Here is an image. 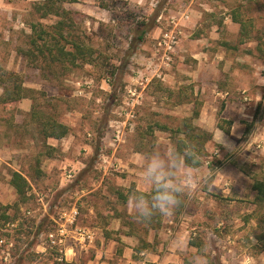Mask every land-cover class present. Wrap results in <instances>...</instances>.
<instances>
[{
    "label": "rangeland",
    "instance_id": "rangeland-1",
    "mask_svg": "<svg viewBox=\"0 0 264 264\" xmlns=\"http://www.w3.org/2000/svg\"><path fill=\"white\" fill-rule=\"evenodd\" d=\"M41 1L0 0V80L3 71L14 72L34 91L32 98L0 103V238L14 243L10 264H66L46 248L41 234L54 229L60 212L74 205L79 226L114 224L149 239L157 222L134 220L131 202L140 192L161 191L149 174L154 162L179 187L172 192L171 216L154 209L162 235L153 251L161 260L174 254L167 264H201L202 256L208 264H245L252 257L253 264H264V251L255 256L264 223L253 190L254 179L264 182V0L67 4L73 33L100 55L97 64L70 71L34 66L24 54L32 23L58 21L35 13ZM185 11L191 19L180 23V46L163 63L155 56L159 40L170 20L180 21ZM234 11L251 23V36L243 43L240 25L230 21ZM144 29L145 39L137 42ZM158 70L161 78L155 76ZM35 105L68 125L69 136L45 141L30 117ZM220 118L232 123L230 135L218 129ZM187 121L214 137L197 169L186 167L176 153L174 131L185 130ZM117 131L121 138L113 146ZM15 171L30 181L25 203L11 185ZM69 171H74L71 182L64 178ZM4 212L10 222L1 219ZM111 237L120 239L115 233ZM89 247L79 248L82 264L93 259ZM4 250L0 247V264H9Z\"/></svg>",
    "mask_w": 264,
    "mask_h": 264
},
{
    "label": "trees",
    "instance_id": "trees-1",
    "mask_svg": "<svg viewBox=\"0 0 264 264\" xmlns=\"http://www.w3.org/2000/svg\"><path fill=\"white\" fill-rule=\"evenodd\" d=\"M78 2L79 0H44L34 5L35 13L41 19L58 18V21L52 26L44 25L42 22L30 25L31 34L28 48L24 50V54L34 66L56 67L64 71H70L84 65L97 64L100 56L98 50L73 33V23L70 21L72 12L65 7L67 4ZM234 21L242 26V40L248 38L251 32V23L243 21L239 16H235ZM147 33L148 29L141 31L136 41H143ZM3 72L0 80V86L3 88L0 103L8 105L31 97L30 93L34 91L24 86V79L21 75L14 72ZM199 115V111H196L194 118H198ZM30 117L37 124L39 134L45 141L50 139L62 140L70 134L68 125L60 122L54 115H49L36 105L33 106ZM185 127V130L177 129L174 131L176 153L183 158L186 167L197 169L203 165L202 156L205 145L211 142L214 137L212 133L201 130L188 121ZM217 127L224 133L230 134L232 123L220 118ZM11 185L22 203L29 200L30 183L26 176L20 172H13L11 174ZM253 190L256 192L254 199L256 214L263 216L262 222L264 223V182L254 179ZM155 194L156 192L138 193L139 197L143 195L149 200ZM152 212L154 213V209H152ZM1 219L6 223L11 221L6 212L1 215ZM155 219H157V216H155ZM155 219L153 216L149 222L156 221V227H160L161 219ZM256 240L258 243L255 256H258L264 251V233L257 235ZM141 242L142 245L137 249V252L151 249L152 246L147 241L142 240ZM191 246L198 247V244L191 243Z\"/></svg>",
    "mask_w": 264,
    "mask_h": 264
},
{
    "label": "crops",
    "instance_id": "crops-1",
    "mask_svg": "<svg viewBox=\"0 0 264 264\" xmlns=\"http://www.w3.org/2000/svg\"><path fill=\"white\" fill-rule=\"evenodd\" d=\"M235 16H239L243 21L247 23H248V19H244V17L237 11H234L232 15V19L230 21L235 24L240 25V36H241L242 26L240 23L234 21ZM250 36H251V32H250ZM250 36L248 38H245V40H242V37H241V42L242 43L245 42L247 39L250 38ZM195 58L197 59V57ZM204 58L207 59L206 57ZM227 135H230V134H227ZM53 141L58 142L60 140H53ZM113 166H116V165H113ZM105 170H108L107 165L105 166ZM94 185L100 186V183H97V184L95 183ZM142 188L143 186L141 184H139L137 187V189H140V190ZM144 192H146L145 189H144ZM88 209L90 212H93L94 207L91 205V207L89 206ZM160 228L161 226L156 227L155 225L154 227H151L149 229V231H151L150 233H153V235L149 237V239L147 240L144 239V240L147 241L152 247L151 249H147L143 252H137V249L142 245V242H141L142 240L138 237L137 233L130 228L123 227V226L121 227L119 225H114V224H111L107 227L100 226V227L94 228L96 232V238H95V241L89 245L90 246L89 248L91 247L94 248L93 249L94 251L92 253L93 259L88 261L86 264H148V261L154 262V263H158L160 261L161 264H167L166 263L167 258L175 257L174 254H167L165 258L161 260L160 255L156 254V250L153 251V249L156 248V244H157L155 243V239L157 238V236L160 237L162 235L161 232H157V230H159ZM111 232L113 234L114 233L118 234V238L120 237V239L112 238ZM96 239L100 241L98 242L96 241ZM167 241L168 239H166V242ZM169 245L173 247L172 242H169L168 246ZM80 246L81 245L77 242L70 243V245L66 249V260H65L67 262L66 264H82L81 258H82L83 253L79 251ZM253 261L254 260L252 257H247L245 264H253ZM50 264H55V263L50 262Z\"/></svg>",
    "mask_w": 264,
    "mask_h": 264
},
{
    "label": "built area",
    "instance_id": "built-area-1",
    "mask_svg": "<svg viewBox=\"0 0 264 264\" xmlns=\"http://www.w3.org/2000/svg\"><path fill=\"white\" fill-rule=\"evenodd\" d=\"M190 19L191 13L185 11L180 21H177L175 17L170 20L169 29L163 33L155 52V56L161 58L163 63H169L172 57L177 53L181 42V35L183 34L180 23L181 21H188ZM155 76L161 78L162 72L160 70L156 71ZM132 117L134 116L132 115ZM120 138L121 131H117L114 139L115 144L113 143V146H116ZM104 158L106 159L107 156H104ZM64 178L68 182H71L74 179V171L66 172ZM27 214L30 215L31 212L28 211ZM79 217L80 211L77 206L74 205L71 209H63L60 212L59 220L56 221L57 226L41 234L45 241L46 248L55 250L59 261L66 260V249L70 243L77 242L81 246H87L95 241V230L79 226ZM0 247L5 249L3 251V260L10 264L12 260L11 250L14 247V243L2 237L0 238Z\"/></svg>",
    "mask_w": 264,
    "mask_h": 264
},
{
    "label": "clouds",
    "instance_id": "clouds-1",
    "mask_svg": "<svg viewBox=\"0 0 264 264\" xmlns=\"http://www.w3.org/2000/svg\"><path fill=\"white\" fill-rule=\"evenodd\" d=\"M149 174L161 191L156 192L151 200L141 195L137 200L132 201V207L135 215L133 219L138 222H148L155 215L152 209H158L159 214L164 216H171L173 214L171 206L176 203V199L172 192L179 190V187L167 179V175L159 170V165L153 163L149 168ZM140 217L146 218L141 220ZM201 264H208L207 258L201 257Z\"/></svg>",
    "mask_w": 264,
    "mask_h": 264
}]
</instances>
